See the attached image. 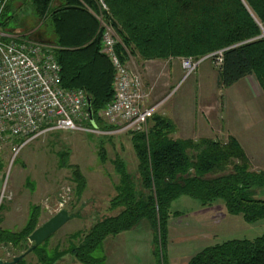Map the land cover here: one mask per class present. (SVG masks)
I'll return each mask as SVG.
<instances>
[{"label":"trees","instance_id":"trees-1","mask_svg":"<svg viewBox=\"0 0 264 264\" xmlns=\"http://www.w3.org/2000/svg\"><path fill=\"white\" fill-rule=\"evenodd\" d=\"M16 1L7 3L1 29L14 30ZM55 1L30 2L40 28L38 36L49 40L40 43L52 46L63 86L82 89L90 97L95 124L102 129H109L103 127L100 112L114 98L115 70L102 51L100 15L113 28L118 39L116 51L124 63L130 56L198 59L223 50L218 84L229 88L253 75L264 93L260 27L264 26V0H104L109 11L102 10L97 0H58L60 4L54 6ZM26 2L22 0L23 5ZM174 130L168 118L154 114L146 130L132 133L137 174L129 172L125 163H116L120 182L110 209L117 211L80 232V241L68 249L81 264H106L105 240L144 222L154 231L155 264H168L170 206L181 195L196 198L204 206L223 199L230 213H240L248 222L264 218V198L259 197L264 170L252 168L235 136L227 141L183 139L172 137ZM73 174L79 197L87 181L77 167ZM38 222L39 210L34 205L22 229L0 228V242L25 252L31 247L29 236ZM45 244L30 253L40 264H56L59 256L50 258ZM17 264H27L26 257ZM188 264H264V233L206 246Z\"/></svg>","mask_w":264,"mask_h":264},{"label":"rangeland","instance_id":"rangeland-1","mask_svg":"<svg viewBox=\"0 0 264 264\" xmlns=\"http://www.w3.org/2000/svg\"><path fill=\"white\" fill-rule=\"evenodd\" d=\"M24 5L22 0L15 2L18 20L15 25L9 24L14 25V30L10 31L49 43V40L38 36V20L29 16L31 11ZM126 64L141 76L148 93L145 105L154 106L153 115L164 116L163 112L169 109H182L188 111L191 118L194 112L192 131L195 130L197 135L208 134L210 138L220 141L235 136L245 149L252 168L264 170V94L257 99L250 97L245 90L246 82L224 90L217 83L220 63L216 55L203 60L188 76L182 67V58L143 60L130 56ZM250 78L261 92L255 76ZM219 115L222 117L218 118ZM206 116L220 119L219 125L215 121L209 130ZM103 121L104 128L111 127L115 131L107 134L51 131L31 140L18 151L15 147L21 143H18L19 140L5 146L0 153L4 180L0 216L4 213H1L2 208L14 201L16 190L38 197V201L30 207V211L34 205L39 210L38 226L61 209L69 211L71 219L45 242L50 258L59 256L56 264H81L68 249L74 241H80V232L90 228L98 219L117 211L110 209L111 200L117 193L111 183L119 181L115 175L118 174L116 163H125L129 172L137 174L138 160L131 141L134 129H119L123 124L108 126ZM187 132L192 133L191 129ZM180 135L176 131L172 133L174 138H180ZM76 167L86 181L87 178L90 180L83 198V193L78 197L76 192L77 182L73 174ZM259 197L264 198V188L260 190ZM170 211L167 224L168 264H187L194 254L206 246L234 238L252 239L264 233V218L248 222L242 214L230 213L223 199L211 206H204L196 198L181 195L172 201ZM154 246V231L144 222L124 232L121 237L114 238L107 245L109 250H105V247L104 250L105 253L112 248L118 251V256L113 259L124 264H155ZM23 252L11 243L0 242V258L4 260H12ZM66 255L67 258L63 259ZM26 261L27 264H40L32 253L26 256Z\"/></svg>","mask_w":264,"mask_h":264},{"label":"built area","instance_id":"built-area-1","mask_svg":"<svg viewBox=\"0 0 264 264\" xmlns=\"http://www.w3.org/2000/svg\"><path fill=\"white\" fill-rule=\"evenodd\" d=\"M109 11L104 0H97ZM9 0H0V20ZM104 27L102 51L114 70V98L100 112L108 126L144 131L153 116L154 106L145 105L148 93L143 80L122 62L116 51L114 30L100 15ZM264 37V26L260 24ZM216 55L223 60V50L201 58H182L186 76L206 58ZM61 67L52 46L9 33L0 28V150L19 140L16 151L31 140L51 131H82L107 134L115 130L93 125L88 115V95L82 89L64 87ZM91 124V125H90Z\"/></svg>","mask_w":264,"mask_h":264},{"label":"crops","instance_id":"crops-1","mask_svg":"<svg viewBox=\"0 0 264 264\" xmlns=\"http://www.w3.org/2000/svg\"><path fill=\"white\" fill-rule=\"evenodd\" d=\"M30 2H31V0H27V2L25 4L26 6L25 5L24 6L27 7V10L30 9V11H31ZM59 4H60V1L56 0L53 5L54 6L55 5L58 6ZM16 9L17 8H15V10ZM29 16H31L32 19H35L36 18L33 15V12L32 11H31V14H29ZM8 29H10V28L2 29V30L6 31V32H9V33H12ZM17 35L18 36H27L25 34H21V35L17 34ZM156 61H161V60H156ZM250 77H252V75L243 78L238 83H241V82L244 83V82H246V89L245 90L248 92V94L250 95V97H253V98L257 99V97H259V95H262L264 93L262 91L259 92L257 90V88H255V86H254L255 84L251 80ZM217 83H218V79H217ZM238 83H236V85ZM232 87L233 86H231L229 88H224L223 87V89L224 90L225 89H230ZM163 113H164V116L166 118L168 117V119L174 124V126H175V130L174 131L178 132V134H181L180 135V138H183V137H187L188 138V137H193V136L194 137H197V136H200V137L201 136H207V137L210 138V136L208 134H201V135L199 134V135H197L196 132H194L195 130L192 131V129H193V127H192V125H193L192 119L194 120V117H195L194 116V112L192 113L191 118L189 117V112L188 111L185 112L182 109H169V111H165ZM221 117L222 116L219 115L218 118H221ZM218 118L215 120L214 117L212 118L211 116L210 117L208 116L205 119V120H207V122H209V125L207 126L209 128V130H211L212 127H213V124H211V123H215V121H217V123L219 125L220 119H218ZM190 129H191V132L192 133H188L187 132V130H190ZM214 139H216V138H214ZM4 147L0 150V153L3 151ZM1 167L2 166H1V163H0V170H1V172H0V196H1L2 191H3V188H4V180H3V173H2ZM115 175L118 176V180L119 181L116 184H114V182H112L111 184H112V187H114L116 189V186L120 182V175L119 174H115ZM87 181H88V185H87V187L85 188V190L83 192L82 198L85 197V194L87 192V189H88V186H89V183H90L89 178H87ZM15 194L16 195H15L14 201H12V203H10L8 206H5V207L2 208L1 213L2 212H4V213H2V215L0 216V228L12 230V231H18L28 221V218H29V215H30V207H31V205L34 204L36 201H38V197L36 198V196H35L36 194H30V193H28L26 191L23 192V194H21L20 192H18V190H16ZM94 223H92L90 225V227ZM123 233H120L117 236L108 237L105 240V250L107 248V245H109V244H111L113 242V239L114 238L121 237V235ZM107 249L109 250V247ZM114 250L115 249L112 248V249H110V251H108L106 253V264H124L123 262L118 261V259L117 260L116 259H113L114 256H118V254H119L118 251H114ZM65 258H67V255L63 259H65ZM119 259H120V256H119ZM188 262H187V264H188Z\"/></svg>","mask_w":264,"mask_h":264},{"label":"water","instance_id":"water-1","mask_svg":"<svg viewBox=\"0 0 264 264\" xmlns=\"http://www.w3.org/2000/svg\"><path fill=\"white\" fill-rule=\"evenodd\" d=\"M88 115L90 121L95 125L93 112L91 110V99L88 96ZM71 215L67 209H61L47 221L39 225L29 236L31 247L25 252L15 256L12 260H4L0 258V264H17L20 260L25 258L35 248L42 245L49 239L54 233H56L61 227H63L69 220Z\"/></svg>","mask_w":264,"mask_h":264},{"label":"bare ground","instance_id":"bare-ground-1","mask_svg":"<svg viewBox=\"0 0 264 264\" xmlns=\"http://www.w3.org/2000/svg\"><path fill=\"white\" fill-rule=\"evenodd\" d=\"M261 36H262V34H261Z\"/></svg>","mask_w":264,"mask_h":264}]
</instances>
